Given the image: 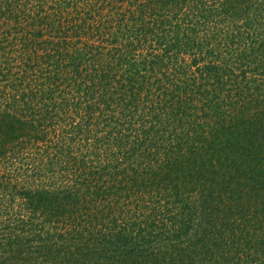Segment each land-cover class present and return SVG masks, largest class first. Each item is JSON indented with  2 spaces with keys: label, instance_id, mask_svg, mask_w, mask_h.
Returning <instances> with one entry per match:
<instances>
[{
  "label": "trees",
  "instance_id": "1",
  "mask_svg": "<svg viewBox=\"0 0 264 264\" xmlns=\"http://www.w3.org/2000/svg\"><path fill=\"white\" fill-rule=\"evenodd\" d=\"M0 264H264V0H0Z\"/></svg>",
  "mask_w": 264,
  "mask_h": 264
}]
</instances>
